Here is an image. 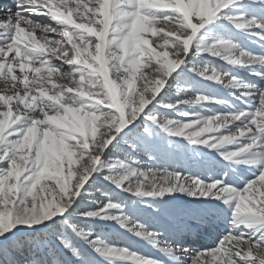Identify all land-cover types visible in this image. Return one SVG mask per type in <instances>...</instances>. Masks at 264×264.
<instances>
[{
    "label": "snow or ice",
    "instance_id": "snow-or-ice-1",
    "mask_svg": "<svg viewBox=\"0 0 264 264\" xmlns=\"http://www.w3.org/2000/svg\"><path fill=\"white\" fill-rule=\"evenodd\" d=\"M0 9L4 264H264V0Z\"/></svg>",
    "mask_w": 264,
    "mask_h": 264
},
{
    "label": "rangeland",
    "instance_id": "rangeland-1",
    "mask_svg": "<svg viewBox=\"0 0 264 264\" xmlns=\"http://www.w3.org/2000/svg\"><path fill=\"white\" fill-rule=\"evenodd\" d=\"M4 10L0 9V15H3ZM254 51H260V49L255 45H249ZM187 199V198H185ZM223 231V227L220 226L219 229L212 226H205L202 229L198 230L197 233H193L191 236H189V239L197 240L198 243L194 244L193 247H201V246H209L211 245L219 232ZM135 247L142 252L149 253L151 255H159L154 250H151L150 248L144 246L143 244H137ZM18 260H21V257H17ZM0 264H4V258L0 257Z\"/></svg>",
    "mask_w": 264,
    "mask_h": 264
},
{
    "label": "bare ground",
    "instance_id": "bare-ground-1",
    "mask_svg": "<svg viewBox=\"0 0 264 264\" xmlns=\"http://www.w3.org/2000/svg\"><path fill=\"white\" fill-rule=\"evenodd\" d=\"M8 2V0H0V5H3V4H5V3H7ZM15 9H13V11H14Z\"/></svg>",
    "mask_w": 264,
    "mask_h": 264
}]
</instances>
